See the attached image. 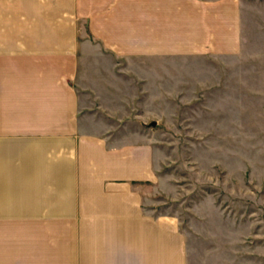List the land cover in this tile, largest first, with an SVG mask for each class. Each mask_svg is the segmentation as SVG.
<instances>
[{"label":"crops","instance_id":"1","mask_svg":"<svg viewBox=\"0 0 264 264\" xmlns=\"http://www.w3.org/2000/svg\"><path fill=\"white\" fill-rule=\"evenodd\" d=\"M248 38L264 0H0V264H186L176 218L144 208L142 80Z\"/></svg>","mask_w":264,"mask_h":264},{"label":"rangeland","instance_id":"2","mask_svg":"<svg viewBox=\"0 0 264 264\" xmlns=\"http://www.w3.org/2000/svg\"><path fill=\"white\" fill-rule=\"evenodd\" d=\"M262 42L248 38L233 59H161L159 77L142 80L153 168L144 208L176 218L186 264H264Z\"/></svg>","mask_w":264,"mask_h":264}]
</instances>
